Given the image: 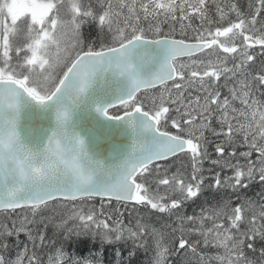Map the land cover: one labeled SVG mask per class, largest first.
<instances>
[{
    "label": "snow or ice",
    "instance_id": "1",
    "mask_svg": "<svg viewBox=\"0 0 264 264\" xmlns=\"http://www.w3.org/2000/svg\"><path fill=\"white\" fill-rule=\"evenodd\" d=\"M222 80L232 85L223 96ZM257 85L264 0H0V213H25L0 224V264H81L66 242L112 244L125 234L153 253L151 264H264V193L246 195L264 184ZM190 88L203 95L186 98ZM206 131L224 137L211 163L232 173L210 183ZM185 158L191 173L170 174ZM205 192L216 205L183 215ZM97 199L99 212L85 207ZM113 201L155 222L105 216ZM65 202L66 219L45 215ZM209 247L218 252L206 256Z\"/></svg>",
    "mask_w": 264,
    "mask_h": 264
},
{
    "label": "trees",
    "instance_id": "2",
    "mask_svg": "<svg viewBox=\"0 0 264 264\" xmlns=\"http://www.w3.org/2000/svg\"><path fill=\"white\" fill-rule=\"evenodd\" d=\"M242 5H246L248 0H239ZM194 23L198 24L199 21H195ZM177 30H179V25L176 26ZM168 28L165 26V31ZM84 34L89 40L97 41V30L95 27L85 26ZM192 35L191 32H189ZM260 62V56H257V64ZM257 90L262 97V102H264V86L257 85ZM215 125H219V123H214ZM211 145V144H210ZM244 147L239 146V138H237V147L236 151L239 153L244 151ZM227 151H231V148H227ZM203 176L205 177V182L210 183L213 182L215 174L219 173L221 178L224 179L230 176L231 170L228 168H223L221 166H217L211 164L209 162H203ZM264 193V184H262L259 180L254 181L249 185V188L246 190V195L248 198L252 200H260V194ZM218 197H214L212 193L205 192V194L197 200L195 203L189 201L184 205L182 208L183 215H199L202 209L210 208L217 203ZM235 197H232V200L235 201ZM67 207H61L57 204L54 208H49L45 211V215L54 217L57 222L60 221L61 218H67L68 213L72 211L73 203L72 202H65ZM85 207L94 205L96 210L99 212L100 209V201L93 200V201H86ZM81 202H75V205H80ZM20 213V216L17 214L12 213L8 214L7 216L4 213H0V224L8 223L11 224L13 219L19 220L21 219L22 213L24 210H17ZM105 216L111 215L113 219L119 218L122 219L126 226L134 227L135 223L138 219H142L144 222H155L156 217L149 214V210L143 208H133L131 205L123 206L117 204V202L113 201L112 204L105 203L104 208ZM123 213L121 216L120 214ZM111 223V221H109ZM69 227L73 226V222L69 221ZM246 228V226H245ZM244 230V229H242ZM50 237L53 235V230L51 227L48 229L47 233ZM20 238H24L23 235ZM13 243L11 250L16 248V244L14 242L15 238H11ZM139 241H134L132 238L128 237L125 234V238L116 241L112 244L108 243H101L99 238H93L92 236H82L79 238V242L72 243L66 242L65 249L69 256L72 258L80 260L81 264H84L85 261L90 262V264H151L153 253L151 251H145L142 247H137L136 245ZM148 243H151L148 241ZM216 248H205L203 252L206 256V253L209 252H218L215 251ZM130 251H134V255H129ZM149 256V258H147ZM11 257V256H10ZM151 257V258H150ZM258 258V257H257ZM173 262H175L176 258H172ZM214 264V262H213Z\"/></svg>",
    "mask_w": 264,
    "mask_h": 264
},
{
    "label": "flooded vegetation",
    "instance_id": "3",
    "mask_svg": "<svg viewBox=\"0 0 264 264\" xmlns=\"http://www.w3.org/2000/svg\"><path fill=\"white\" fill-rule=\"evenodd\" d=\"M253 52H254V54H256V56H260V53H259V50L258 49H254L253 50ZM256 63H257V61H256ZM221 86H220V91H221V94H222V96L223 95H225V93H226V95L228 94V87H231L232 85H231V83H229V85H228V87H224L223 86V84H224V81L222 80L221 81ZM222 87V88H221ZM222 89V90H221ZM191 90V89H190ZM193 93H195V91L193 90V91H187L186 92V97L188 96V95H192ZM254 96H255V98L257 99V100H259V101H261L262 102V97H261V95L258 93V90H257V86H256V89H255V91H254ZM237 106H239V105H237ZM173 115H177L176 113H173ZM218 115V114H217ZM219 123L218 121H217V119L214 117L213 118V120H212V124H211V128L212 129H215L216 131H220V129H221V125H220V123H219V125H215L214 123ZM205 137H206V140H207V144H206V147H207V150H208V157L204 160V162H209V163H211V160H213V159H218V156H217V154H216V152H215V147H216V144H218V143H222L223 141H224V137H222V136H216V135H213V132L212 131H206V133H205ZM211 144V145H210ZM186 159V158H185ZM209 159V160H208ZM212 164V163H211Z\"/></svg>",
    "mask_w": 264,
    "mask_h": 264
},
{
    "label": "rangeland",
    "instance_id": "4",
    "mask_svg": "<svg viewBox=\"0 0 264 264\" xmlns=\"http://www.w3.org/2000/svg\"><path fill=\"white\" fill-rule=\"evenodd\" d=\"M196 87H198V85L196 86ZM191 89V90H190ZM190 89H188L187 91H195V89L194 88H190ZM197 94H199V95H203V93H198V92H196L195 91V93H193L192 95H188L186 98H190V96H195V95H197ZM185 96H186V93H185ZM206 133V132H205ZM246 150V149H245ZM244 150V151H245ZM177 168H182V170L185 172V174L186 175H188V174H190L191 173V167H190V161L188 160V159H183V160H177L176 161V163L175 164H172L171 166H170V169H169V173L171 174V172H174V171H176V169ZM73 208V207H72ZM25 213H22V216H21V218L23 217V215H24ZM70 214V212L68 213V215ZM29 216H30V214H29ZM31 218V217H30ZM29 227H32V228H35V225H29ZM23 235V234H22ZM24 236V235H23ZM19 240L21 241V242H24V243H26L27 241H26V239H25V236H24V238H19ZM14 242H15V240H14ZM16 244V243H15ZM21 248L23 247V243H21V246H20ZM19 249L16 247V248H13L12 250H11V252H10V258H15V255H16V253H17V251H18ZM211 254L212 255H215V252H211Z\"/></svg>",
    "mask_w": 264,
    "mask_h": 264
},
{
    "label": "bare ground",
    "instance_id": "5",
    "mask_svg": "<svg viewBox=\"0 0 264 264\" xmlns=\"http://www.w3.org/2000/svg\"><path fill=\"white\" fill-rule=\"evenodd\" d=\"M222 84H220V86H221ZM222 88V87H221ZM228 89V88H227ZM222 90V89H221ZM227 93V92H226ZM226 93H225V95H226ZM209 156V155H208ZM209 160V159H208ZM215 251H217V250H215ZM217 252H215V254H216ZM208 256H212V254H211V252H209V253H206ZM72 257V256H71ZM147 258H149V256L147 257ZM151 258V257H150Z\"/></svg>",
    "mask_w": 264,
    "mask_h": 264
}]
</instances>
